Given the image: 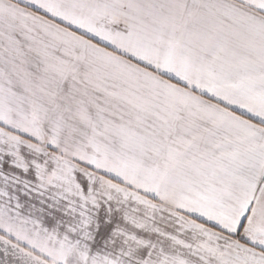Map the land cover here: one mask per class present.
I'll use <instances>...</instances> for the list:
<instances>
[{
    "label": "snow or ice",
    "instance_id": "1",
    "mask_svg": "<svg viewBox=\"0 0 264 264\" xmlns=\"http://www.w3.org/2000/svg\"><path fill=\"white\" fill-rule=\"evenodd\" d=\"M0 264H264V0H0Z\"/></svg>",
    "mask_w": 264,
    "mask_h": 264
}]
</instances>
